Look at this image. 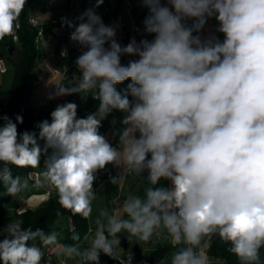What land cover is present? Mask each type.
<instances>
[{"label": "clouds", "instance_id": "1", "mask_svg": "<svg viewBox=\"0 0 264 264\" xmlns=\"http://www.w3.org/2000/svg\"><path fill=\"white\" fill-rule=\"evenodd\" d=\"M26 4L0 0V41L14 36ZM142 4L144 32L153 39L133 38L125 46L93 9L78 24L64 20L84 50L75 60L79 75L57 85L50 98L91 93L99 107L78 118L76 103L57 105L51 122L37 125L38 138L18 132L22 116L0 117V184L17 197L29 182L13 176L12 167L38 169L43 158L41 186L54 188L73 216L92 220L94 182L109 164L146 178L143 196L129 194L118 210L101 209L83 248L59 245L57 232L11 220L0 229V264H51L44 248L53 246L59 264H100L101 254L131 264L130 254L120 258L122 234L144 244L164 237L175 249L170 264H220L205 251L214 236L239 264H264V0ZM210 18L222 41L201 38ZM122 56L138 59L122 65ZM113 110L126 113L118 147L99 131Z\"/></svg>", "mask_w": 264, "mask_h": 264}, {"label": "trees", "instance_id": "2", "mask_svg": "<svg viewBox=\"0 0 264 264\" xmlns=\"http://www.w3.org/2000/svg\"><path fill=\"white\" fill-rule=\"evenodd\" d=\"M103 23L107 26L113 17V13L109 15H102ZM21 25L19 30L16 32L15 38L12 36L6 37L3 41H0V56H2L5 61L13 66L14 76L12 83L9 88H0V117L8 116L10 119L15 121V117L20 115L23 117V123L17 124L18 132L23 133L24 131L34 132L39 137V128L37 125L51 118L50 113L53 110L46 111L40 109L34 111L28 104L30 94L34 86L40 83V80L36 77L34 72V62L38 57V50L34 43L36 32L35 28L28 25L27 11L23 10L20 15ZM66 20L65 16L62 19L56 21L55 23H46L40 25L43 29L44 37L49 33V31L55 26L64 24L68 29L70 27L64 23ZM14 41L17 42L20 50L19 58L13 61L11 56L14 55ZM122 65H127L128 62L121 59ZM130 81H125L123 84L117 85V90L122 91L126 88ZM67 102H72L77 104V111L81 115L86 117L89 113H94L99 107V100L93 99L91 93L86 97L83 94L76 93L69 95ZM126 113L113 110L105 119L101 121L100 133L104 135L106 132H115L116 137H118L123 125L118 126L116 121L118 119H123ZM4 121L0 120V124ZM119 125V124H118ZM40 144L43 143L42 140L38 141ZM34 169L31 167H12L13 176H20L21 178H28L29 174ZM146 175V173L144 174ZM106 178V169L97 173V179L94 182V191ZM147 186L146 178L142 177L136 194L143 196L144 188ZM26 197V196H25ZM14 197L8 196L6 194V189L3 184H0V229L5 227L11 220L20 219L23 221V226L32 228L36 230L37 228L44 230L45 233H51L53 231L57 232L58 244L59 245H73L78 244L80 247H85L84 237L88 234V223L87 220L82 219L80 216H73L69 211L60 207L57 202L56 192L53 195H49L44 201L39 203L35 207H24L15 208L10 210V205ZM74 234H78L80 237L79 241H74L72 239ZM125 245L136 251L147 249V260L149 264H158L162 262L167 257L171 259V253L175 251L172 245L164 237L159 239H154L149 244H144L138 241L130 242L127 239V234H123ZM39 241V240H37ZM35 241V243L37 242ZM33 243L32 241L29 242ZM56 248V246H54ZM57 253L55 249L52 253L48 254L47 257L51 258L53 264V257ZM208 256L215 261H219L220 264H239L237 257L228 251V245L223 244L218 237H213L207 248ZM262 259H264V250L261 252ZM170 259L168 264H170Z\"/></svg>", "mask_w": 264, "mask_h": 264}, {"label": "rangeland", "instance_id": "3", "mask_svg": "<svg viewBox=\"0 0 264 264\" xmlns=\"http://www.w3.org/2000/svg\"><path fill=\"white\" fill-rule=\"evenodd\" d=\"M51 1L56 6L50 4L49 0H28L27 4L25 6V10L27 11V15L29 17L34 18L39 25L50 23V22H52V20L58 19L61 12L65 11V8L68 5V3L66 6H63L60 8V7H58V5L63 3L64 0H51ZM107 1L108 0H104L102 5H100L99 7H96V0H72V2L74 4L73 7H75V6L78 7V8H74V10H73L75 13L74 15L78 17L87 9H93L99 15V13H101L100 9L103 7V5H105L107 3ZM128 1L130 2V9H129L130 11L128 13H126L124 10H122L124 19L127 23V26L144 27L143 20L146 17V15L148 14L147 8H145L143 6L142 0H128ZM162 3L166 4V0H162ZM186 23L188 24V26H191L192 21L189 20ZM54 27L55 28L52 32V36L50 38V41H46L44 48H46V51H48L47 56H49V58L55 64V66L57 68V72L60 73L63 70L64 63L62 60H59V58L57 57L58 55L54 54V50L58 44L60 46H63V42L65 41L66 35H67V27L64 24L55 25ZM217 28H218V23L215 20V18H210L207 21V24L205 25L204 29L200 33L201 38L207 39L211 36H215L222 41L223 34L217 32L216 31ZM148 39L149 40L153 39V36L149 35ZM38 49L42 51V48L40 46H38ZM19 55H20L19 46H18L17 42L14 41V55H13V57L11 56L12 60L16 61L19 58ZM5 62H6L5 63L6 64V72L3 74H0V88L1 89L9 88L11 83H12L13 76H14L13 66L10 63H8L7 61H5ZM36 63H38V62H36ZM34 68H35V66H34ZM34 72H35V69H34ZM47 75L48 74L43 75V77H47ZM67 75L74 77V76H78L79 72H76V71L70 69L67 71ZM73 77L59 81V85L62 83H64V84L69 83ZM57 78L58 77H56V79ZM68 97H69V95L52 98L51 102L49 104H47L43 108V110H46V111L54 110L57 107V105L68 103L67 102ZM129 98L131 99V97H129ZM77 114H79L80 117L83 118L81 113H79L78 111H77ZM122 120L123 119H121V120L118 119L116 121L117 128H119L118 126L123 125ZM49 122H51V118L49 119ZM124 127H125V125H123L122 129H121V127L119 128L121 130V132L119 133L118 137H116L115 132L108 131L104 134L106 139L112 144L113 147L119 146V136L122 133ZM43 143L41 144V146H43ZM43 167H44V163H43V158H42L41 159V168L34 169L29 174V176L27 178L28 182H29V189L22 192L15 199H12V202L10 205V210H13L15 208H17V209L24 208L27 206L35 207L39 203L44 201L49 195H53L55 193L54 188H52L51 186H41V179L42 178H41L40 173L42 172ZM105 169H106V173L108 174L107 186H108L109 192H111L110 194L112 197L116 195L117 187L119 185L121 186V184L124 182L126 183L125 184L126 187L128 186V184L129 185L131 184L129 191L125 194L126 197L129 194H136V191L138 189V186H139V183H140L142 177L123 174L122 168L115 166L113 164L107 165ZM120 175L122 176V178H121L118 185L111 183V178L115 177V178L119 179ZM35 176H37V177H35ZM161 185L164 186V181H161ZM95 193H96V199L93 201V212L94 213L98 210V207L100 206V204H101V206H103V203L105 201L106 190H105V188H101V190L96 191ZM20 197H21V199H20ZM119 202H120V199H112L111 198L108 200V203L110 205H113V206H116V204ZM99 208H100V210L102 209V207H99ZM105 209H107V208H105ZM94 220H95V217L94 218L92 217V220H90V224L92 226H95L93 223ZM169 259L170 258L167 259L168 262H169ZM104 264H108V263L106 261H104ZM116 264H119V263H116Z\"/></svg>", "mask_w": 264, "mask_h": 264}, {"label": "built area", "instance_id": "4", "mask_svg": "<svg viewBox=\"0 0 264 264\" xmlns=\"http://www.w3.org/2000/svg\"><path fill=\"white\" fill-rule=\"evenodd\" d=\"M49 3L52 5H55L52 3L51 0H49ZM67 3H68V5H67ZM62 4L67 5L66 11L64 13L66 20L78 24L79 23V20L77 19L78 17L75 16L73 11H72V5H73L72 0H64V2ZM129 9H130V2L128 0H108L107 3L105 5H103V7L100 9L102 15H109V14L113 13V17L107 26H112L113 28H115V30H116L115 39L118 41V43L121 44V46L127 45L133 38L137 42H139L141 39H148V37H149V34L144 32V27L127 26V23L124 19L122 10H124L126 13H128L130 11ZM55 22H56V20L52 21V23H55ZM27 23L30 27L35 28L37 30L36 37L34 40L36 48H38V46H40L43 49L44 48V35H43L42 27L32 17H28ZM18 24H19V27L16 29L14 36H12L13 38H15L16 32L20 28V25H21V18L20 17L18 20ZM72 31H74L73 28H70L67 30V35H66L65 41L63 42V46L57 51L58 57L64 63L63 70L60 73L55 72V76L58 77L60 81L68 79L70 77H73V76L67 75L68 70L72 69V70L78 72V69L75 65V60L81 54V52L84 50L83 48H81L80 45H78L76 42H74L70 39V34ZM106 47H107V45H106ZM65 49H67V53H68V55L66 57L61 55V52ZM121 59L129 62L130 60H134L137 58L131 57V56H122ZM5 63L6 62H5L4 58L2 56H0V74H3L6 72V64ZM77 116H78V118H81L79 114H77ZM37 176H35V177H37ZM36 244H37V246H41L40 241H37ZM55 249L56 248L54 246L52 248H44L46 259L48 258L47 255L52 253ZM205 251L207 253V248L205 249ZM127 254H130L132 256L131 264H135L136 259H135L134 253L129 252ZM126 255L124 257H126ZM207 255H208V253H207ZM213 261H215V260H213ZM51 264H52V262H51ZM100 264H103L101 262V260H100Z\"/></svg>", "mask_w": 264, "mask_h": 264}, {"label": "crops", "instance_id": "5", "mask_svg": "<svg viewBox=\"0 0 264 264\" xmlns=\"http://www.w3.org/2000/svg\"><path fill=\"white\" fill-rule=\"evenodd\" d=\"M73 3V2H72ZM66 6V4H59L58 7H63ZM74 4L72 5V11L74 10V8H78L77 6L73 7ZM67 8V7H66ZM65 8V11H66ZM64 12H61L60 16L58 19H56V21L62 19V17L64 16ZM74 13V11H73ZM75 14V13H74ZM29 17V16H28ZM79 17V16H78ZM53 21V20H52ZM55 27H53L49 33L44 37V45L46 44V41H50V38L52 36V32L54 30ZM68 30V28H67ZM62 46H60L59 44L56 46L55 50H54V54L57 55V51L61 48ZM42 48V47H41ZM38 49V48H37ZM38 57L36 58L35 62H34V66H35V75L36 77L40 80V83L36 86H34V88L31 91L30 94V98L28 101V104L30 105V107L34 110V111H38L40 109H43L47 104H49L52 100L53 94L56 91V87L57 85H59V78L56 79L55 76V72H57V68L55 66V64L52 62V60L49 58V56H47L48 51H46V48H43L42 51L38 49ZM58 57V56H57ZM59 58V57H58ZM59 60H61L59 58ZM38 62V63H36ZM47 75V77H43V75ZM36 103V104H35ZM108 174L106 173V178L105 180L98 186V188L96 189V191L101 190V188H105L106 193H105V201L103 203L102 209L107 208L108 210L112 211L114 209L118 210L120 208V205L122 204L123 200L126 198V193L129 191V188L131 186V184L126 187L125 186V182L121 184V186L119 185L116 189V195L115 196H111V192H109L108 190ZM164 186L166 187H170V182L169 181H164ZM95 191V192H96ZM109 192V193H108ZM16 198V197H14ZM120 199V202L116 204V206L110 205L108 203L109 199ZM21 199V197H20ZM98 207V210L94 213L92 212V217L96 218V216L98 215L100 208ZM88 223V234L90 231H93L95 226H92L90 224V220H87ZM120 258L123 259L124 256L129 253V252H133L134 256H135V264H149L148 260H147V249H142V250H134L132 248H129L125 245V241L123 238V234L120 236ZM211 241V240H210ZM210 241H208L205 244V249L208 248ZM84 245L85 247H87V241L84 240ZM170 257H167L166 259H164L162 262L158 263V264H168L167 259ZM100 260L101 262L104 264V261H106L108 264H116L119 263V260L116 259H112L104 254L100 255ZM60 261V257L58 256V254L56 253L53 257V264H59ZM69 264H71V262H69Z\"/></svg>", "mask_w": 264, "mask_h": 264}]
</instances>
